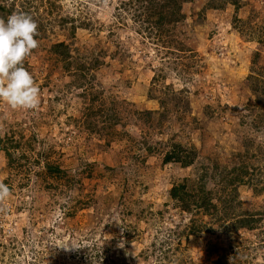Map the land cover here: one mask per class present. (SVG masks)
I'll list each match as a JSON object with an SVG mask.
<instances>
[{"label":"rangeland","instance_id":"1","mask_svg":"<svg viewBox=\"0 0 264 264\" xmlns=\"http://www.w3.org/2000/svg\"><path fill=\"white\" fill-rule=\"evenodd\" d=\"M48 1H55L61 6L59 12L54 10L53 16H71L73 12L84 9L83 6H88L89 18L97 21L98 33L95 30L77 29L73 41L79 47L98 43L101 49H107V54L102 58L104 64L93 71L94 80L91 83L94 90L89 88L90 93L103 91L107 97L114 93L118 100L130 103L132 109L138 111H158L160 99L165 95L170 98L171 103H166L170 114L166 118L161 117L160 124L155 128L131 122L124 129L133 138L143 133L152 142L161 141V147L160 144L156 145L158 151L164 149L165 152L170 148L167 146L176 142L188 149L193 148L197 157L186 168L179 164L163 166V152H160L145 159L146 169L141 175L122 174L115 184L108 180L109 185L101 186L99 173H95L92 179L82 180V188L67 190L65 186L55 189L43 184L36 172L44 171L43 161L27 174L25 169L19 173L10 170L7 157L0 151V182L10 189V196L0 202V264H91L93 261L88 263L90 259H94L92 264H156L158 255L163 254L168 246L178 244L185 261H188L186 264L191 263L190 260L194 264H203L206 257L203 244L206 242L230 253L236 252L242 264H264V245L259 243L264 235L239 232L238 239H235L220 227L215 228L213 233H203L197 241L188 243L181 238L180 242L175 239L164 244L169 234L165 227L181 229L190 222L187 214L174 208L168 193L169 182L176 178L179 181L197 180L204 171L206 173L212 169L216 162L215 153L220 151V147L224 148L223 153H228L239 146L238 143L236 146L232 129L234 124L239 123L240 115L245 114L244 106L250 97L247 76L253 67L264 72V0H242L238 11L229 4L224 5L222 10L202 11L208 0L185 3L183 11L186 17L178 30L183 32L184 47L194 51L201 60L190 69L184 68V71L172 59H159L151 41L136 36L131 32L132 27H123L119 31L114 14L123 0H45L46 6ZM78 4L82 6L78 8ZM43 12L41 10L40 14ZM233 16L239 22L234 24ZM68 28V24L64 29L58 25L53 30L47 28L44 37L37 39L38 48L27 58L29 72L41 90L39 108L15 111L0 102V116L6 111L3 118L6 117L8 122L20 120L26 139L31 132L44 135L45 126L39 124L37 117L39 113H45L48 100L54 97L56 91L59 100L55 102V111L61 113V119L74 122L65 126L60 144L50 158L56 154L63 155L61 168L73 173L78 165L75 160L78 153L87 151V161L90 162L112 164V159L125 146L129 147L130 142L128 139L112 142L109 152H102L95 145L103 141L97 137L88 138L83 132L84 109L91 103L77 87L68 86L71 79L62 73L61 64L54 61L49 51L51 43L57 40L72 41ZM112 29L113 36L109 34ZM260 34L262 42L259 40ZM117 49L118 52H115ZM255 53H258L257 59ZM181 54L183 57L184 53ZM158 69L163 70L166 78L153 82ZM256 75L260 78L263 76ZM186 100L190 109L183 118H179ZM217 100V105H212V115L207 117L205 106ZM109 101L110 98L107 99V106ZM94 106L98 107L99 104L95 103ZM13 112L16 119L12 117ZM192 116L197 118L200 129L192 124ZM14 124L12 126L15 128ZM116 129L119 130L120 126ZM3 130L0 126L1 134ZM36 143L34 148L38 151L39 145ZM187 151L190 152V149ZM120 160L127 163L122 157ZM96 185L98 187L93 190ZM92 193L96 202L83 209L76 206L69 208L74 212L72 217L65 214L66 207L75 202L71 197L86 200ZM239 193L240 201L246 203L247 207L253 205L249 190L240 186ZM121 195L124 201H135L124 209H131V214H117V200ZM255 201L258 208L264 205V198ZM108 207H114V211H102ZM97 219L109 223V228L103 234ZM129 224L138 225V229H133ZM123 227L133 233L128 243ZM111 234L120 236L117 246L112 249V257L109 253L104 254L106 251L103 247L112 239ZM81 256L86 258L85 262Z\"/></svg>","mask_w":264,"mask_h":264},{"label":"trees","instance_id":"2","mask_svg":"<svg viewBox=\"0 0 264 264\" xmlns=\"http://www.w3.org/2000/svg\"><path fill=\"white\" fill-rule=\"evenodd\" d=\"M191 1L123 0L115 11L114 19L118 24L117 28L119 31L123 27H132L131 32L136 36L145 37L151 41L159 59H172L184 71L186 68L194 67L201 60L194 51L184 47L185 45L182 42L183 32L178 30V27L181 26L182 22L184 23L186 17L183 6ZM241 1L208 0L202 11L206 9L222 10L223 6L227 4L232 5L235 11H238ZM80 6L82 4H78V8ZM83 8L75 13L73 12L71 16L59 17L58 15L53 16L54 10L59 12L61 9V6L57 5L55 1H48L46 6L45 0H0V18L7 20V17L13 13L30 15L38 25L36 39H42L47 33V28L53 30L58 25L59 28L64 29L68 24V34L72 37V41L57 40L51 43L49 51L54 56V61L61 64L62 73L71 79L68 86L77 87L82 92L80 94L91 103L84 109L85 119L81 127L83 132L88 138L97 137L103 141L102 144L95 145L102 152L108 153L112 142H120L123 139H128L130 146H125L118 153V156L112 159V164H99L96 161H87V151H85L78 153L75 159L78 165L73 173L68 172L67 169H62L60 163L63 155L56 154L54 158L50 157L53 156L56 147L60 144L61 136L65 132V126L73 125L72 122L74 121L61 119L59 116L61 113L55 111L54 108L57 106L55 102L59 100V96L55 91L54 97L48 100L45 113L41 112L37 117L39 124L45 126V136L31 132L30 137L26 139L22 133L23 129L21 128L20 120L8 122L6 117L3 118L7 114L6 111L0 116V126L4 128L3 134L0 133V151L7 157V164L10 170L14 169L20 173L25 169V174H27L26 172L32 171V167L40 165L41 161H43L44 171H36L37 176L41 177L43 184L55 189L65 186L67 190H70L73 187L82 188V180L84 178L86 180L92 179L95 173H99L101 186L109 185L107 183L108 180H111V184H115V180L122 174L135 175V173H140L141 175L146 169L144 166L145 159L151 155H159L160 152H163L161 153L163 166L179 164L182 168H186L192 165L197 157V152L193 148L189 147V152L187 151L189 150L188 147L175 142L167 146L170 148L165 152L164 149L158 151L156 145L159 146L160 144L161 147V141L152 142L147 134L143 133L142 136L133 138L124 129L125 125L131 122L140 123L150 128H155L159 125L161 117L166 118L170 114H168L170 109L166 105L167 102L171 103L168 95L160 99V109L158 111H138L132 109L133 107H131L130 103L118 100L117 95L114 93L108 97L104 95L103 91L90 93L94 90V85L91 83L94 80L93 71L96 67L104 64L102 58L107 54V49H101L98 43L79 47L73 42L77 29L99 31L96 27L97 21L89 18L88 6H83ZM41 10H44L42 14H40ZM237 22L239 20L233 16V23ZM111 33L113 36V29L109 30V34ZM261 36L260 34V42L263 41ZM118 50L115 52H118ZM145 52L148 51L145 50ZM181 53H184L183 57ZM255 56L257 59L258 53H255ZM182 59L183 61H181ZM24 66L29 71L27 59L24 62ZM158 70L159 73L154 75L153 82L166 78L163 70ZM185 74L188 77L191 76L190 73ZM256 74L263 76L260 78ZM88 79L89 82H87ZM247 79L251 98H248L244 106L245 114L240 115L239 123L237 125L234 124L232 129L235 134L236 146L237 143L239 145L238 148L234 147L228 153H223L224 148L220 147V151L215 153L214 159H216V162L212 165V169L206 173L204 171L197 180L183 179L179 181L176 178L169 182L168 193L174 203V208L181 213L187 214L190 217V222L181 229L178 227L173 229L165 227L169 234L164 244H169L175 239L180 242L181 238H184L188 243L194 240L197 241L198 238L202 237L203 233H213L215 228L220 227L235 239H238L239 232L264 235V225L261 224L264 223V205L261 206V209V207H256L258 203L255 204V200L264 198V72L261 73L253 67ZM89 88L91 91H89ZM88 96H90V99ZM108 98H110V101L107 106ZM95 103H98L99 106L95 107ZM188 103L186 100L179 118H183V115L190 109ZM217 103L218 100L205 106L207 117H209V114L210 116L212 115L211 113L214 110L212 105H217ZM12 117L16 119L15 112L12 113ZM196 119L195 116L191 117L192 124L197 126L196 129H200L201 125L198 124ZM13 123H15V128L12 126ZM117 126H120L119 130L116 129ZM48 140L51 141L48 142ZM37 141H39L38 144L36 143ZM35 143L39 145L38 151L34 148ZM130 151L132 152L129 153ZM121 157L127 161L126 164L121 163ZM50 180L55 184L51 183ZM209 182L211 183L210 186ZM240 186L245 187L252 193L250 198L254 200L253 205L247 207L246 203L240 201ZM97 187V185L94 186L93 190H96ZM71 199L75 202L65 209V214L69 217L74 216V212L69 210V208L76 206L79 209H83L89 207L90 203L97 201L93 193L86 200L76 199L75 197H71ZM134 202V200L124 201L122 195L118 196L117 214H131V209L128 211L124 209L127 205H133ZM136 202H138L137 199ZM105 210L112 212L114 207L102 209L103 212ZM121 219L119 220L121 221ZM97 221L98 226L101 228V234H103L109 228V223H104L103 220L100 222L99 219ZM129 226L133 229H138V225L129 224ZM123 228L125 229V227ZM125 232H127L126 242L128 243L130 238L133 237V233L127 231V229H125ZM110 236L112 239L104 244L103 247L106 251L104 254L109 253L112 257V249L117 246L116 242L120 236L115 237L114 234ZM261 238L259 243L264 245V236H261ZM203 248L206 255L204 262H202L203 264H242V261L238 260L236 252L230 253L224 248H219L215 244L207 242L203 244ZM177 253L182 257L178 256ZM80 258L83 262L86 261L84 256ZM91 261L94 262V259H90L88 263ZM156 261V264H186L188 262L187 260L185 261L179 244L168 246V249L163 254L158 255ZM190 262L188 264H194L191 260Z\"/></svg>","mask_w":264,"mask_h":264},{"label":"clouds","instance_id":"3","mask_svg":"<svg viewBox=\"0 0 264 264\" xmlns=\"http://www.w3.org/2000/svg\"><path fill=\"white\" fill-rule=\"evenodd\" d=\"M38 25L26 13L0 18V102L13 110H37L40 88L24 62L39 46ZM10 196L9 187L0 182V202Z\"/></svg>","mask_w":264,"mask_h":264}]
</instances>
